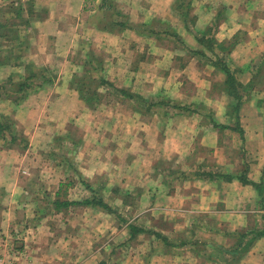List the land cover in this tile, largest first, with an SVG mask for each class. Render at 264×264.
<instances>
[{"label": "rangeland", "instance_id": "obj_1", "mask_svg": "<svg viewBox=\"0 0 264 264\" xmlns=\"http://www.w3.org/2000/svg\"><path fill=\"white\" fill-rule=\"evenodd\" d=\"M10 1L0 0V61L5 60L4 64H0V83H3L8 76H12L11 83H7L4 90L13 91L17 83L28 77L30 71L39 72L41 68H44L51 81L44 82L37 89L28 90L25 97L18 103L13 101L17 94L11 93L6 98L1 89L0 115L11 119L12 135L16 139L11 140L8 136L2 137L0 135V154L6 151L13 154V156L19 155V166L23 165L22 168L30 172V179L25 180L29 189H27L25 194L23 193V197L21 196L23 202L27 204V208L30 207L27 212L33 214V208H37L40 210L39 214H47L48 218H51L49 215L53 213L51 205L53 200L56 199L55 190L59 181L70 183L64 192L61 191L59 197L61 200L80 201L91 195V192L80 181L83 177L78 170V163L75 162V152L78 148L67 150L71 146L69 138L75 140L76 146L79 147L85 134L83 125L76 120L78 114L82 112V109L77 106V100L81 101L85 108L89 110L96 111L97 109V115L103 117L105 113L112 115L109 109L105 108L107 106L111 109L117 108L123 111H129L133 109L132 107H135L128 98L117 90L129 91L148 100L161 101L169 99L177 104L188 106L190 110L200 111L199 115L194 117L199 118V129L203 133L205 129L210 130V127L206 125H213L212 122L215 120L214 112L211 110L210 105L205 104V101H195L190 104L187 98H185L186 100H181L182 96L180 97V95H178L177 99H172L166 95L169 84L174 80L173 76L182 78L188 73L187 68L184 71L180 66L183 58L188 56L195 58L200 61L198 65L205 67L207 71L209 67H214L208 60V58H213L211 52L205 50L206 56L192 53L191 50H203L193 33L202 32L214 21H218L214 32V40L218 43H231V47L228 53H225V57L232 62L233 66L239 67L233 62L231 53L241 39L245 40L247 32L242 28H237V25L244 23L245 27L252 25L264 28V20H260L261 17L257 18L261 13H264V0H86L84 5L87 9L80 13L82 18H87L83 20L84 25L89 22L96 24L93 27L96 28L97 26L101 30L105 29L106 31H103L112 33L113 36L111 41L109 38L104 40L94 35L91 37V41H85L86 44L83 43L86 46L84 47L85 50L78 55L75 52H70L69 56L75 57L76 64L74 68L71 67L74 61L66 57V49L59 51V55H56V58H52L53 52L44 55L41 60L39 59V55L42 53L35 49L36 37L30 33H17L19 26L23 30L29 20H25L21 13H18L19 16L17 17V11H11V3L13 2ZM238 3L240 5L237 7ZM30 4H33V0L25 2V9H28ZM180 4L182 5L180 6ZM14 7L20 9V2L18 1V4L14 5ZM36 14L40 15V17L41 14L44 15L43 9L39 7ZM190 19L193 20V23L189 25ZM117 22H122V25ZM223 22V27L234 28L233 30L235 31H233L231 38L220 41L218 37L216 38V33L217 31L219 32L220 25ZM187 25L190 29L187 28ZM142 29L154 30L159 32V34L152 33L147 35ZM93 31L95 30L91 32ZM166 31L173 32L175 36L165 34ZM117 42L123 47H127V50H123V47L115 49L113 44H117ZM131 44H136L138 48L129 51L128 46ZM181 51L185 54L181 55L182 58H176L175 54H182ZM217 52L219 51L217 50ZM14 56H19V58L15 59ZM89 57L99 62L100 68L103 70L102 76L109 82L108 84L97 85V81H94L99 76L94 68L99 66H93L91 62L86 63ZM255 61L259 63L253 65L252 61L243 68L250 69L252 73L248 82L241 81L246 84L252 80L250 95L243 97V100L249 101L254 98L262 111L264 110V59L260 57ZM261 62L263 63L262 66ZM69 63L71 64L70 66L66 65ZM170 64H173V66H170ZM174 72L176 73L175 75L173 74ZM35 80H42L41 73L35 77ZM76 80L78 82H75ZM90 80H93V82H90ZM223 81L224 78L218 82L214 77L209 91L211 96L214 95L216 97V93L223 92ZM79 84L81 87L78 86ZM54 85L56 86L53 87ZM58 86H69V89H73L75 92V96L71 95L73 94L72 92L66 93L65 97L67 96L66 98H69L72 103L67 106L63 116L60 115L57 119V117L47 115V117L42 119L39 118V114H30L28 111L22 112V114L15 113V106L24 101L27 103L26 107L30 108L34 105L42 104L43 106L44 104L49 106L52 100L50 97L51 92ZM184 86L187 87V91L188 89L189 91L192 90V83L188 80ZM82 93H89L93 100L91 102L87 101L82 96ZM258 93L262 94L261 96L263 97H257ZM224 95L228 98L227 100L230 99L225 92ZM66 98L62 102H65ZM94 99H98L99 103L92 104ZM120 100L125 102L121 104L119 103ZM136 111L140 112L143 118L145 116L149 118L153 116L151 113H156L157 122L161 124V128H165L169 126L168 124L171 123L174 117L172 113L177 110L155 105L149 111H146L151 113ZM262 113L264 112L262 111ZM68 115L74 116L69 118ZM229 118L227 116L228 120H226V123L220 124L231 125L230 123L233 122L229 121ZM162 124L167 125H164V127ZM106 128H109L108 124ZM185 129L188 130L187 127ZM217 129L221 133L219 143L227 144L228 153L234 156V162L236 167H238L241 164V155L244 153L239 151L237 141L229 137V130H224L227 127ZM198 139L200 140L199 135L195 141V148L188 152L172 153L169 156L155 155L154 157H147L145 163H138L137 167H140L143 173L140 176H136V180L127 182L129 184L126 185L127 187H120L117 183H114V180L118 179V177H108L104 173L94 175L91 179L83 178L95 188H99L102 198L111 206L112 211L86 204H73L61 207L58 212H63L64 209L68 210L71 207V209H74L73 216L79 218L82 216V211L80 208L77 211L76 207L81 205L90 207L91 210L87 212L90 213L88 217L106 225L103 227L98 225L94 228L90 225L81 227L87 228L86 232L88 234L83 236L82 231H77L79 234L73 244H77L79 249L74 248L72 259H65L61 252H64L63 242L61 238H58L60 242L57 247H52V250L60 256L57 259V263L51 264H80L83 258L89 257L95 251L96 253L89 257L88 262L90 261L91 264H102L101 262L114 264L116 257L120 256L117 254L118 250L124 251L126 245L130 243L140 246L145 242L149 244L150 259L154 257L157 262L159 260V264H199L200 260L218 264H237L245 259L255 244L232 262L225 256L219 257L217 246L225 248L232 246L239 233L247 232L262 223L263 219L259 216L251 215L249 225L246 228L228 230L223 225L216 227V217L198 214L193 216V218L195 217L201 222L202 226L186 228L185 226L171 225L170 219L178 220V218L172 216L168 219L161 213H157V211L154 212L147 209L148 204L144 200H148L149 197L145 195V189L147 184L151 183L150 175L153 174L152 171L155 168L157 170H168L170 168L181 170V168H187V166L201 162H204L210 168L212 166L222 167L216 162L217 157L212 152H209L208 147L199 145ZM223 150H226L225 146ZM223 155H225V152ZM246 158L248 159L249 157L247 156ZM22 168L20 169L22 170ZM41 179H44V181ZM218 181L220 183L227 180L220 179ZM61 182H59V185ZM118 187L120 190L116 189ZM42 188H46L43 196L41 194ZM255 194L257 196L258 192ZM2 197L3 194L0 189V206H2ZM143 198L144 200H142ZM68 213L69 211L65 212V214ZM80 222L82 221L80 220ZM131 223L155 230L162 236H166L171 243L164 244L160 238H155L149 233L139 234L130 240V238L128 239V225H131ZM213 228L223 229L222 232L226 236H215L214 232L207 231V229ZM23 229L25 227L18 229L16 234L19 235L24 232ZM12 232H15L14 229H12ZM17 240L14 244H9V246L7 244L1 248L3 251L8 249L7 251H11L12 254V256H7L6 253L5 256L0 253L1 264H16L18 262V258H15L17 256L16 251L21 248L23 250L29 249L27 243ZM181 241L184 243L180 244ZM0 242L4 241L0 240ZM25 245L26 247H24ZM186 246H189V248L182 249V247ZM184 249L192 250L191 255L185 253L184 256H179L184 253ZM109 253L112 254L110 258H107ZM192 254H202L203 257L200 256L199 259L195 260L191 257ZM117 262H119V259H117Z\"/></svg>", "mask_w": 264, "mask_h": 264}, {"label": "crops", "instance_id": "obj_2", "mask_svg": "<svg viewBox=\"0 0 264 264\" xmlns=\"http://www.w3.org/2000/svg\"><path fill=\"white\" fill-rule=\"evenodd\" d=\"M18 1L20 2V9L14 7L18 4ZM26 1L28 0H11L10 2H13L11 3V11H17V17L21 13L25 20H29L23 30L19 26L17 33H30L36 37L35 49L42 53L39 55L40 60L44 55L53 52L52 58H56L59 51L66 49V57L74 61L72 65L70 63L66 65L75 68V57L69 56V53L75 52L78 55L85 50V41H91V37L94 35L104 40L109 38L112 41V33L105 32V29L103 31L97 26L95 28L93 26L96 24L90 22L86 24L87 27L84 25L83 20L87 18H82L80 13L87 9L84 5L86 0H33V4L25 9ZM239 5L240 3L237 4V7ZM39 7L43 9L44 14H41V17L36 14ZM258 17H261L260 20H264V13H261ZM223 25L224 22L220 25L219 32L216 33V38L218 37L220 41L231 38L233 31H235L234 28L223 27ZM237 28L246 31L247 36L245 40L241 39L240 43L235 46L231 58L236 65L242 68L243 73L239 75V79L248 82L252 73L250 69H243L245 65L252 61L253 65L259 63L255 60L260 57L264 59V28L252 25L245 27L244 23L237 25ZM92 30L95 31L91 32ZM146 39L149 40L148 37ZM83 43L85 44L83 45ZM118 43L113 44L115 49L123 47ZM128 47L129 51L138 48L136 44H131ZM123 50H127V47H123ZM181 52L182 54H175V57L182 58L181 55L185 53ZM198 62L200 63V61L190 56L183 58L180 66L184 71L187 68L188 73L182 78L173 76L174 80L169 84L166 95L172 99H177L180 95V97L182 96L181 100L187 98L190 104L195 101H205V104L210 105L211 110L214 112V119L225 124L228 120L227 105L229 100L224 95V91L216 93V97L211 96L209 92L214 77L220 82L223 80L224 75L214 67H209L207 71L205 67L199 66ZM170 66H173V64H170ZM187 80L192 83L191 91L189 89L187 91V87L184 86ZM58 87L51 92L50 97L52 100L49 106L47 104L43 106L42 104L30 108L26 107L27 103L24 101L15 106L14 109L17 111L15 113L22 114V112L28 111L30 114H39V118L42 119L47 115L57 117V119L58 116H63L67 106L72 103L65 95L69 92L74 95L75 92L73 89H69V86L60 87L59 89ZM261 95L258 93L257 97L262 98ZM64 97L66 100L62 102L65 99ZM124 102L119 101L121 104ZM256 103L257 100L255 102V99L251 98L249 101H245L240 108L239 122L243 130L242 133L235 130L234 132L231 127L224 129L229 130V137L237 141L239 151L244 153L241 155V164L238 167L234 162V156L228 153L227 144L219 143L221 133L217 128L211 124L212 126L206 125L210 127V130L205 129L206 131L204 130L203 133L200 131L199 118L194 117L199 115L200 111H194V109L183 112H170L174 116L171 123L167 127L164 126L167 124H162L165 128H161V124L157 122L156 113L146 112L153 114V116L143 118L135 107H132L135 110L128 111L126 109L127 111H123L117 108L111 109L107 106L105 108L109 109L112 115L105 113V116L102 117L97 115V109L96 111L89 110L85 108L81 101L77 100V106L82 109V112L78 114L76 120L83 125L85 134L79 147L76 146L75 140L69 138L71 146L67 150L78 148L75 152V162L78 163V170L83 178L91 179L94 175L104 173L108 177H118L114 180V183H117L120 187H127L126 185H129L127 182L136 180V176L143 173L141 168L137 167L138 163H145L147 157L150 158L155 155L169 156L172 153L188 152L195 148V141L199 135V145L208 147L209 152L217 157L216 162L222 166L221 168L233 176L232 180L218 183V180L197 177L194 172L198 170V167L199 171L210 168L204 162L181 168V170H174L173 168L157 170L155 168L152 171L153 174L150 175L151 183L147 184L145 189V195H148L149 199H142L147 202V209L157 211V213H161L168 219L172 216L178 218V220L170 219L172 226L201 227L202 223L195 217V220L193 218L198 214L216 217V227L223 225L228 230L248 227L251 215L263 219L262 223L258 224L261 226L264 222V113H262L264 110L261 111ZM68 116L72 118L74 115ZM107 124L109 128H106ZM186 127L188 130L185 129ZM224 146L226 150H223ZM224 152L225 155H223ZM245 154L250 159H247ZM221 155L223 156L220 157ZM19 160V155L13 156V154L6 151L0 154V189L3 194L2 206H0V240L4 241L0 242V253L5 256L6 253L7 256H12L11 251H7L8 249L3 251L1 248L7 244L8 246L14 244L19 239L27 243L29 249L23 250L21 248L16 251L18 256L15 257L18 258L16 264L57 263L60 255L54 252L52 247H57L60 242L58 238H61L62 247L64 248V252L61 251L62 254L66 260L72 259L75 249H79L77 244H73L76 236L81 231L83 236L88 234L86 232L87 228L81 227H88V225L92 228L98 225L103 227L106 224L91 220V217H88L90 213H87L91 208L82 205L76 207L77 211L78 208L82 211L80 218L73 216L74 209H71V207L68 210L64 209L63 212H58L54 209V205H51L53 212L49 215L51 218H48L47 214H39L40 210L37 208H33V214L27 212L30 207L28 205L29 208H27V204L23 202L22 197L23 193L25 194L29 189L25 180L30 179V172L25 171L22 168L23 165L19 166ZM242 174H245L246 179L251 183L239 181L237 177ZM41 180L44 181V179ZM59 182L55 192L58 189ZM254 183L259 184L260 191L255 188ZM111 184L113 183L111 182ZM44 189L46 188H42V191L38 190L41 191L42 196L45 192ZM257 192L258 195L256 196L255 193ZM257 198L259 199L257 200ZM67 211L69 213L65 214ZM24 227V232L17 235L18 229ZM12 229L15 232H12ZM222 230L219 228L207 229L208 232H214L215 236L225 237L226 235ZM216 240L219 241L218 238ZM183 248L188 249L189 246ZM187 249H184V253L179 256H184L185 253L191 255L192 250ZM149 251L147 242L140 246L133 243L127 244L124 251H116L120 256L116 257L115 252L116 260L114 264H159V260L157 262L154 257L150 259L151 253ZM95 253L96 251L93 254ZM111 254H107V258H110ZM200 256L203 257L202 254H192L191 257L197 260ZM89 257H86L87 260L83 258L80 264H91L90 261L88 262ZM117 259H119V262H117ZM101 263L104 264L105 262ZM198 263L218 264L202 260ZM237 264H264V237L259 238L246 258Z\"/></svg>", "mask_w": 264, "mask_h": 264}, {"label": "trees", "instance_id": "obj_3", "mask_svg": "<svg viewBox=\"0 0 264 264\" xmlns=\"http://www.w3.org/2000/svg\"><path fill=\"white\" fill-rule=\"evenodd\" d=\"M181 5L182 4H180V6ZM188 5H189V2H188ZM189 21H190L189 25L193 23L192 19H190ZM117 23L122 25V22H117ZM217 25H218V21L217 22L214 21V23L210 24L205 29H203L202 32L193 33L195 34L196 39L198 43L202 46L203 50H191V51L192 53H197L202 56H206V54L204 53L205 50L211 52V54L213 55V58H208L209 62L211 63V65H213L218 71H220L224 75V81L222 84L224 85L223 91L230 98L229 103L227 105V115L230 117L229 121L233 123H231V126L229 125L225 126L213 120L212 122L213 126L219 129L225 128V127H229V128L231 127L233 130H236L239 133H242L243 130L239 122L240 120L239 112H240L241 106L245 102V100H243V97L250 95L249 91L251 90L252 80H250V82L246 84L241 82V80L239 79V75L242 72V69L239 67L233 66L232 62L229 61V59L225 57V53H228L231 47V43L230 42L218 43L216 40H214V32H215V28L217 27ZM187 28H189L188 25H187ZM142 31H144L147 35L152 34V33L159 34V32H156L154 30L142 29ZM165 34L175 36L173 32L166 31ZM217 50L219 52H217ZM14 58L17 59L19 58V56H14ZM89 62H91L93 66H99V67L94 68L95 72L99 75L98 78L94 80V81H97V85L108 84L109 82H107V80L102 76L103 70L102 68H100L101 66L99 65V62L93 60L91 57L88 58L86 63H89ZM4 63H5V60L0 61V64H4ZM262 65L263 63L261 62V66ZM39 73H41L42 80H35V77ZM12 79H13L12 76H8V78L3 83H0V95L2 93L1 89L3 90V94L6 96V98L9 97L11 93L17 94V96L13 99L15 103H18L19 101H21L25 97V94L27 93L28 90L37 89L44 82L51 81L50 76H47L46 72L44 71V68H41L39 72L30 71V74L28 75V77H25V79L17 83L16 88L13 91H9L7 89L4 90L5 85L7 83H11ZM75 82H78V81L76 80ZM90 82H93V80H90ZM78 86H80V84ZM79 91L81 92L80 88H79ZM117 91L121 92V94L124 97L128 98L133 103V105H135V109L139 111H144V112L149 111L155 105H160L166 109H173L179 112L190 111L188 106L184 104L183 105L177 104L176 102H173L169 99L161 100V101L148 100L147 98H143L140 95L130 93L129 91H124V90L123 91L117 90ZM82 96L85 97L84 99H86L89 102L93 100L92 96H90L89 93H82ZM260 102L261 101L259 100V103ZM97 103H99V100L94 99V102L92 104L95 105ZM5 117L6 116L4 115H0V135L2 137L8 136L9 139L14 140L16 139V137L12 135L11 119L7 117L5 118ZM197 169L198 170H196L194 174L197 175V177L199 178L206 177L207 179H211V180L224 179L227 181H230L233 178V176L230 173H227L225 170H223L219 166H212V168H209L208 170L204 168L202 171H199V167ZM237 179L241 181L242 183H251L246 179L245 174L239 175ZM80 181L84 185V187L91 192V195L80 201L61 200L59 199L61 191L64 192L67 189V187L70 185V183L61 182V184L58 187V190L55 193L56 199L53 200L52 202V205H54L53 207L55 210L59 211L61 207H67L73 204L94 205V206L102 207L103 209H106L109 211L112 209L111 206L108 205V203L102 198V195L99 192V188H95L87 180L83 178H81ZM253 185L255 186L257 190L260 191L259 184L254 183ZM124 202H125V199H124ZM128 228H129L128 239L130 238V240L137 237V235L139 234L149 233L153 235L155 238L156 237L160 238V240L164 244L171 243V241L166 236H162L157 231L151 230L144 226H137L136 224L131 223V225L130 224L128 225ZM261 237H264V222H263V225L261 226L257 225L256 227H253L247 232L239 233L237 235V239L235 243L232 246H229L226 248L217 246V249H219L217 251L219 253V257L225 256L227 259H230V261L232 262L233 260H236L240 256H242L247 250H249L251 246L255 244L256 241ZM182 242L183 241H181L180 244L184 243ZM189 243H192V242H189Z\"/></svg>", "mask_w": 264, "mask_h": 264}, {"label": "built area", "instance_id": "obj_4", "mask_svg": "<svg viewBox=\"0 0 264 264\" xmlns=\"http://www.w3.org/2000/svg\"><path fill=\"white\" fill-rule=\"evenodd\" d=\"M2 260V259H1ZM1 260H0V264H1Z\"/></svg>", "mask_w": 264, "mask_h": 264}]
</instances>
